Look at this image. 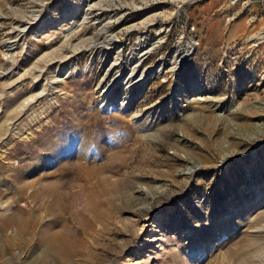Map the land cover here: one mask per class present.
Returning <instances> with one entry per match:
<instances>
[{
  "label": "rangeland",
  "instance_id": "1",
  "mask_svg": "<svg viewBox=\"0 0 264 264\" xmlns=\"http://www.w3.org/2000/svg\"><path fill=\"white\" fill-rule=\"evenodd\" d=\"M0 221V264H264V0H0Z\"/></svg>",
  "mask_w": 264,
  "mask_h": 264
},
{
  "label": "bare ground",
  "instance_id": "2",
  "mask_svg": "<svg viewBox=\"0 0 264 264\" xmlns=\"http://www.w3.org/2000/svg\"><path fill=\"white\" fill-rule=\"evenodd\" d=\"M189 1H192V0H175V2L177 3V5H178V7H180V6H182V4H184V3H186V2H189ZM99 37V36H98ZM97 37V40H99V38H101V37H99L98 38ZM112 39H109L107 42H109V41H111ZM105 41H106V38H105ZM99 42H100V40L96 43V45H94L93 46V49L94 48H96V46L99 44ZM142 47V46H141ZM147 50H150V49H142V53L139 55V56H142V55H144L145 53H146V51ZM187 52L185 51V50H178L177 52H176V54L172 57V58H170L169 60H166L164 63H162V65H163V67L164 68H166V67H169V69H174L175 67L177 68V65H179L178 63H179V61L180 60H182V58L185 56V54H186ZM187 55V54H186ZM135 60V59H134ZM162 65H160V71H162ZM168 70V69H167ZM164 72H166L165 71V69H164V71L162 72V73H164ZM128 80V79H127ZM132 80L133 79H129L128 81H127V83L128 84H131V82H132ZM102 86V85H101ZM106 86H107V84H106ZM109 94V92H108V90L106 91V90H104V89H102V90H100L99 91V95H102V96H104V97H106V95H108ZM34 99V98H33ZM83 170V169H82ZM84 173H86V172H84ZM99 181V180H98ZM98 181H97V183H98ZM28 182V181H27ZM27 182H24V183H27ZM103 183V182H102ZM117 183H118V181H114L113 183H111V189L113 190V189H115L116 188V186H117ZM100 184H101V182H100ZM25 185H27V184H25ZM25 185H23L22 187H24ZM50 185H54V184H50ZM20 186V185H19ZM28 186V185H27ZM31 186V185H30ZM107 186V185H106ZM16 187V186H15ZM33 187V186H32ZM46 187V186H45ZM17 188V187H16ZM53 190L55 189V185L53 186V187H51ZM47 189V188H46ZM45 189V190H46ZM111 189H109V190H111ZM36 190V189H35ZM51 190V189H50ZM103 191V193H107L108 191H107V189H105V187H104V189H102ZM105 190L107 191V192H105ZM34 191V190H33ZM32 192V191H31ZM45 192V191H44ZM46 192H48V191H46ZM45 192V193H46ZM34 193V192H33ZM35 193H37V192H35ZM39 193V192H38ZM38 193L36 194L37 196H38ZM53 193V192H52ZM258 193V192H257ZM30 194V193H29ZM47 194V193H46ZM57 194V193H56ZM23 195V194H22ZM50 195H51V193H50ZM107 195V194H106ZM31 196V195H30ZM58 196H59V194H58ZM258 196V195H257ZM32 197V196H31ZM36 197V196H35ZM37 199V198H36ZM52 199V198H51ZM109 199V198H108ZM50 200V199H49ZM48 200V205H50L51 204V202L50 201H54L53 199L52 200H50L49 201ZM7 202H9V201H7ZM46 203V204H47ZM45 204V205H46ZM27 205V204H26ZM92 207V206H91ZM90 207V208H91ZM89 208V209H90ZM51 209V208H50ZM94 209V208H93ZM95 209H96V206H95ZM45 210V209H44ZM92 210V209H91ZM34 211V210H33ZM49 211V210H48ZM89 211V210H88ZM92 212V211H91ZM28 213V212H27ZM101 213V212H100ZM32 214V213H31ZM86 214V213H85ZM101 214H99V212L97 213L96 211H93V214H92V219L90 220L91 222L92 221H94V220H96L97 221V218H98V220H100L99 218L101 217L100 216ZM41 217V216H40ZM103 217V216H102ZM23 217H21V218H15L14 216L12 217L11 216V221L13 222V221H16V223H22V222H24V219H22ZM42 218V217H41ZM49 218V217H48ZM29 220V219H28ZM27 222V221H26ZM95 222V221H94ZM88 223V222H87ZM33 224V223H32ZM25 225V224H24ZM16 231V230H15ZM19 232V231H18ZM63 232V233H62ZM68 233V232H66V231H61L60 233L58 232V233H56V234H53L54 235V237H53V242H54V244H51L50 245V242H51V239H50V241H48V243H47V245H48V249H47V253H49L50 252V249H54L55 250V255H56V257L57 258H59V259H61V258H63V257H66V255H67V247H66V244H64L63 243V239H64V237L67 235H65V233ZM13 233V232H12ZM16 234V233H15ZM19 234V233H18ZM47 238V237H46ZM66 238H67V236H66ZM15 240V239H14ZM13 240V241H14ZM46 240V239H45ZM67 241H68V239H67ZM15 242V241H14ZM78 244V243H77ZM69 253V252H68ZM70 255V254H69ZM68 259V258H67ZM54 261V260H53Z\"/></svg>",
  "mask_w": 264,
  "mask_h": 264
},
{
  "label": "crops",
  "instance_id": "3",
  "mask_svg": "<svg viewBox=\"0 0 264 264\" xmlns=\"http://www.w3.org/2000/svg\"><path fill=\"white\" fill-rule=\"evenodd\" d=\"M21 217H23L22 215L21 216H16L15 218H21ZM22 219H24V222H22V223H16V221H13L14 222V224L16 225V231H15V235L16 236H21V237H23L22 235H24V233H27V232H29L28 230H24V228L25 227H27L28 228V225L32 222V220H31V218L30 217H23ZM29 219V220H28ZM27 221V222H26ZM12 222V221H11ZM25 224V225H24ZM6 225H5V223H3V221H0V229H4V227H5ZM19 231V232H18ZM32 232V231H31ZM19 233V234H18ZM41 237H42V240H43V242H44V244H45V247H48V245H47V243H48V241H50V239H51V242H50V245L51 244H54V242H53V237H54V235L52 234V233H50L48 230H46V232H44L43 233V235H41ZM47 237V238H46ZM46 239V240H45ZM6 240V243H9V241H8V238L7 239H5ZM48 249V248H47ZM47 249H46V251H47ZM8 249H6L5 247H0V253H2L3 254V252L4 251H7ZM11 259V258H10Z\"/></svg>",
  "mask_w": 264,
  "mask_h": 264
}]
</instances>
